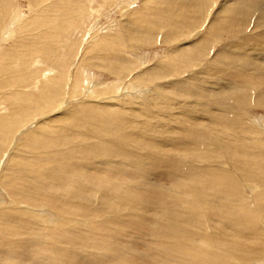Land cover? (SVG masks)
I'll return each mask as SVG.
<instances>
[{
    "label": "bare ground",
    "instance_id": "obj_1",
    "mask_svg": "<svg viewBox=\"0 0 264 264\" xmlns=\"http://www.w3.org/2000/svg\"><path fill=\"white\" fill-rule=\"evenodd\" d=\"M125 1L126 7L133 5L132 1ZM121 2L120 0L112 1L110 10ZM69 3H58L53 7L56 12L55 17L64 18V27L70 25L69 22H73L74 16L81 12V9L79 10L81 2ZM144 5L142 6L148 9L144 13H138L137 9L135 11L134 8L126 9V7L123 13L127 16L134 11L130 13L131 17L134 15L139 20V17L145 13L158 12L161 18L171 19L178 26L195 25L197 32V35H194L197 38L194 39L192 36L193 38L189 41L191 47L182 50V47L177 46L180 43L177 44L176 41L172 43L176 37L174 35L179 32L176 27L172 28L170 25L171 28L164 29L165 43H172L173 47L170 53L167 52L163 58L157 60L158 62L149 64L147 67L155 64L149 70L156 69L159 73L160 70H162L161 73L168 70L167 74L177 72L182 62L187 59L190 61L189 58L194 56L195 52L200 55L202 52L210 51L208 46L218 43L221 32L225 30L247 38L246 44L228 43L227 51H234L237 55L232 58H236L238 62L234 63V66L231 64L233 68L230 67L231 71L228 70L225 75L227 84L224 88L216 89L215 93L210 88L206 89L211 92V97L215 98L212 104L201 105L205 99H210L197 91L193 95L194 101L191 102L192 109L183 106L182 102L181 106L177 105L178 108L185 107L181 109L178 116L175 115L179 118L177 123H168L169 121L162 123L160 119L150 116L147 110H144L146 107L135 109L136 106L131 105L133 109L125 110L121 107L115 110L114 107H103L98 103V105H92L93 102L86 101L81 106L69 110L66 108L65 113L62 111L60 118H52L47 122L44 120L47 128L32 127V138L27 145L29 150L26 151L24 148L26 151L24 154L21 150V154L17 152L18 154H15L13 158L9 157L8 162L6 161L8 163L6 170L0 174V190L3 189L7 197L0 194V264H264V188H260V185L264 186V138L258 133L259 128L257 132L251 128L250 130L242 128L243 125L239 126V121L232 118L233 116L230 117L232 112L226 110L222 104L220 105L221 99L217 98L218 94L232 97L238 91L243 97L247 85L254 84L259 85L261 89L263 87V91L258 92L255 105L264 102V96H262L264 92V0H145ZM9 7L8 0H0V37L5 34L4 26L8 19L11 18L8 26L15 24L16 17L21 12L16 8L10 13ZM9 13L11 16H8ZM201 20L203 22L200 23ZM133 24L137 25L138 21ZM136 25L124 24L123 27L129 33L128 39L131 44V46L128 45L129 48L139 51L141 46L148 43V38H144L143 35L144 39H141L139 34L143 32L140 30L152 28L150 25L140 24L144 28L139 29L140 26ZM8 26L6 33L10 35L11 29ZM135 26L137 29L134 30ZM53 27L40 28L38 33L32 34L29 39L22 41L19 45L14 44L8 49L0 50V91L4 90V93L5 91L8 93L0 94V99L7 101L10 100L9 96L19 98L16 89L7 88L12 84L16 85L13 87L16 88L23 84L20 83L21 79L28 78L29 70L26 65L32 55H42L44 60L51 58L55 43L52 45L50 41H55L57 35H60L58 28L53 29ZM33 28L34 25L30 27V30ZM47 30L53 33L47 35ZM22 31L21 33L24 32ZM174 31H176L175 34ZM108 35L111 36V34ZM70 36H72L71 33ZM110 36L101 38L100 43L94 45L95 52L92 49V51L84 50V47L82 57L87 56V61L82 59L78 61V66L74 64L75 73L73 76L69 75L72 77L73 86L70 85L71 91L67 93L71 96L76 91L77 83L84 78L87 79V87L90 90L95 81L98 88L109 89L114 93L111 91L112 87L110 89L112 83L106 84L102 73L95 72V75L94 71H90L91 67L110 72L119 78L118 80L115 78L119 81L118 84L130 90L137 89V85L133 84L134 81L141 86L147 82L149 85V81L153 78L150 76L151 73L146 71L132 76L133 74L128 73L127 67L120 64L125 60L118 58L120 50H118L117 39H114V46L109 44ZM31 45L34 48L28 51L27 47ZM60 46L62 48V45ZM144 49L142 48L141 51L144 52ZM235 49L241 51H235ZM136 51L132 55H136L135 57L140 61L138 66L148 64ZM226 57L229 59L228 55ZM130 58L132 60V57ZM85 63H89V66ZM62 65L66 68L70 67L71 63L67 61ZM19 68L20 71L16 72ZM31 68L34 67L31 65ZM54 71L57 73L58 70ZM180 74L181 72L178 73ZM61 75L62 71L58 73L60 81L64 78V75ZM107 79L108 82L114 81L110 76H106ZM183 81L187 83L189 80ZM55 83L58 88L62 86V83ZM169 86L163 91L169 89ZM175 88L174 85L170 93L176 96L173 100L175 104H178L181 99L183 100L182 94H190V91L185 86H181L180 89ZM95 91H91V97L97 94ZM32 97V100L38 101L37 97ZM47 98L49 102L55 100L50 90ZM64 98L63 96V100ZM47 100L43 101L46 103ZM9 104H12L11 100ZM129 105L130 102L123 103L122 106L129 107ZM34 106L40 108L39 102L30 106L31 109ZM43 106L46 107V104ZM157 106V108L160 107ZM166 106L169 109H175L174 105ZM6 107H4L6 111H0V141L4 139L3 136L6 139L11 135L9 128L12 124L8 125V122L13 108L11 110V106ZM26 107L27 105L24 104L18 105L14 107V110L17 113H23L22 109ZM162 108L166 109L165 104ZM162 108L160 107V110ZM46 109L48 108H45V111ZM197 110H201L198 115L195 114ZM200 113L203 115L200 116ZM223 113H225L224 118ZM181 114L189 121L188 126L183 125ZM59 119L61 120L58 121ZM222 120L227 121L226 127H223L225 124L220 125ZM223 130H225L224 136ZM29 131L25 134H29ZM230 132L233 135L229 134ZM219 133L225 140L222 141L219 138ZM2 143L3 140L0 145ZM220 146L225 150L220 151ZM231 162L236 166H232ZM224 166L233 171L225 170ZM9 175L12 178L9 181L4 180V178L8 179ZM17 176L19 179L16 178ZM29 180H31L30 184ZM245 191L252 194L246 195Z\"/></svg>",
    "mask_w": 264,
    "mask_h": 264
},
{
    "label": "rangeland",
    "instance_id": "obj_2",
    "mask_svg": "<svg viewBox=\"0 0 264 264\" xmlns=\"http://www.w3.org/2000/svg\"><path fill=\"white\" fill-rule=\"evenodd\" d=\"M9 1V5H10V7H9V12L10 13H12L13 12V10H16V8H18L19 9V12H20V14H19V16H17L16 17V19H17V22L15 23V24H11L10 26H8L9 25V22H10V19L11 18H9L8 19V21L6 22V24H5V26H4V29H5V34L4 35H2L3 36V38H2V36L0 37V50L1 49H8V48H10V47H12L14 44H18L19 45V43H21L22 41H26V39H29L30 37H31V35L32 34H34V33H38V31H40V28H46V27H49V26H51V27H53V29L55 28V27H57L58 28V34H60L59 36L57 35V37H56V39H55V41H50V42H52V45H53V43H55V45H54V53L52 54V55H50L51 56V58H49V59H45L44 60V57L42 56V55H32L31 57L33 58V61H31L32 60V58L30 57V59L28 60V63H27V67H28V69L27 70H29L28 71V73H27V75H28V78L26 79H21V82L20 83H23V84H20V85H18L16 88H13V87H15L16 85H14V84H12V85H10L7 89H9V90H13V89H16L17 90V96L19 97V98H17V97H13V96H9V99L11 100V105L9 104L10 103V100H7V101H5V100H3V98L2 99H0V111L1 112H3V110L4 111H6V109L4 108V107H6V106H11V110H12V108H13V111H12V113H10L9 114V117H10V123L8 122V125H11L12 124V126H10V128H9V134H11V135H9V137L8 138H6L5 139V136H3V138L4 139H2L3 140V143L0 145L1 146V149H3L2 151L0 150V174H1V172H4L5 170H6V166H7V162H8V160H9V157H11V158H13L14 156H15V154L17 155L18 153H20L21 154V150L22 151H24L25 149H26V151H28L29 150V148H28V142L29 141H31V138H32V135L31 134H33V129H32V127L33 128H36V127H43V126H45L46 125V122H47V120H50V119H52V118H60L61 116V114H62V111H63V113H65V111H66V108H68L67 110H69L70 108H73V107H76V106H81L82 104H84V103H86V101H88V102H93L92 103V105H100V106H103V107H105V106H107V107H111V108H113V109H115L116 110V108L118 109V108H124L125 110H128L129 108H131V109H133V106H136V108L135 109H139V108H142V109H144L145 107V111L146 112H148L149 114H150V116H154V117H156L157 119H160L161 120V122L162 123H165L166 121H169L168 123H177L178 122V120H179V118L178 117H175V115H179V112L181 111V109L183 110L185 107H188V109H192V106H191V102L192 101H194V93H197V91L199 92V93H203L204 95H206V96H208V98L210 99V100H204L202 103H201V105H203V103L204 104H212L213 102H214V100H215V98H214V96L213 97H211V92H209V91H207L206 89H211V91L212 92H214L215 93V91H217L219 88H224L225 86L224 85H226L227 84V79H225V75L227 74V72H228V70L230 69V67H231V69L233 68V64L234 63H237L238 61H237V59L236 58H232L233 56H236L237 54L236 53H234V51H232V50H230V51H227V46H228V43L230 44L231 42H240V44H246V43H248L247 42V38L245 39V38H243V36L242 35H240V34H237V33H232V32H228V31H224L223 33L221 32V34H220V38H219V41H218V43H212V45L210 44L208 47H210V51H205L204 53L202 52V53H200V55H198V53L196 54V52L194 53V56H192L191 58H189V59H191L190 61L187 59V61L186 60H184L183 62H182V64H181V67H179V70L177 71V72H174V73H172V74H169V72H168V74L170 75H168L167 74V71L168 70H166V72H162L161 73V71L162 70H160V73L158 72V71H156V69H151V70H149V68H153L152 66H155V64L154 65H152L151 67L149 66V67H147L149 64H153V62L155 61V62H158L157 60H159V59H161V58H163V56L167 53V52H169L170 51V49L173 47V44L172 43H174V41H176L175 43H180V44H176L177 46H180V47H182V50H184L186 47H191V46H189V44L191 43V42H189L193 37H194V35H197L196 33V27H195V25H187V24H185V25H182V26H178L177 24H175V22H173V20H171V19H168L167 20V18H161V16L158 14V12H156L155 14L154 13H150V14H148V13H145L143 16H141V17H139V20L134 16V15H132V17H131V14L134 12H130L127 16H125L124 15V11H126L125 10V7H126V5H127V3H125L124 4V2H126L125 0H120V2L121 3H119L117 6L116 5H114V8H112L111 10H110V6H112V1H114V0H8ZM51 1V2H50ZM61 1V2H60ZM88 1V2H87ZM109 1V2H108ZM128 1V0H127ZM129 1H132V3H133V5L132 4H130V7H126V9L127 8H131V9H135V11H136V9H137V11L136 12H138V13H144V12H146L148 9H145L144 7H145V5H144V1L143 0H129ZM43 2V3H42ZM69 2H81V8H79V10L81 9V12L83 11V13H81L80 11H79V14L75 17L74 16V19H73V22H69L70 23V25H68V26H66V27H64V18L62 17V16H59V18H58V16H56L55 17V15H56V12H54V9H53V7H54V5H56V4H58V3H61V4H70ZM83 2V3H82ZM106 2V3H105ZM95 3V4H94ZM72 4H74V3H72ZM40 5H41V7H40ZM100 5V6H99ZM132 5V6H131ZM142 5H144V7L142 6ZM39 6V7H38ZM44 6V7H43ZM38 7V8H37ZM49 7V8H48ZM51 7V8H50ZM33 8V9H32ZM42 8V9H41ZM124 8V9H123ZM141 8V9H140ZM8 9V8H7ZM144 10V11H143ZM95 12V13H94ZM10 13L8 14V16L10 15ZM36 13V14H35ZM44 13H46V14H44ZM29 14V15H28ZM35 14V15H34ZM122 14V15H121ZM127 14V13H126ZM148 14V15H147ZM151 14H152V16H151ZM22 15V16H21ZM108 15V16H107ZM130 15V16H129ZM145 15H147V16H145ZM157 15V16H156ZM11 16V15H10ZM32 16V17H31ZM37 16V17H36ZM53 16V17H52ZM151 16V17H150ZM157 18H156V17ZM30 17V18H29ZM44 18V19H43ZM47 18V19H46ZM57 18V19H56ZM130 18H131V20H130ZM128 19V20H127ZM146 19V20H145ZM150 19V20H149ZM162 19V20H161ZM164 19V20H163ZM166 19V20H165ZM28 20H30V21H28ZM36 20V21H35ZM44 20V21H43ZM149 20V21H148ZM155 20V21H154ZM37 21H39V22H37ZM48 21V22H47ZM53 21V22H52ZM128 21V23H126ZM131 21H133V22H131ZM137 22L138 21V24L136 25V24H133V23H135V22ZM42 22V23H41ZM147 22V23H146ZM166 22V23H165ZM200 23L201 22H203V20H201V21H199ZM23 23V24H22ZM25 23V24H24ZM32 23V24H31ZM44 23V24H43ZM55 23H56V25H55ZM63 23V24H62ZM74 25H73V24ZM81 23V24H80ZM113 23V24H112ZM132 24V25H136L137 27H139L140 26V24H143V25H147V26H149L150 25V28H152V29H148V30H145V28L144 27H142V26H140L139 27V29H141V28H144V31L143 30H140L141 32H143V33H141L139 30H138V32L139 33H141V34H139L140 36H138V38H141V39H144V38H148V43L147 44H145L143 47L141 46L140 48V50L139 51H136L137 49H132V48H129V46L128 45H130L131 46V44L129 43L130 42V40L128 39V32L124 29V24H128V25H130V24ZM140 23V24H139ZM146 23V24H145ZM21 24H22V26H21ZM28 24V25H27ZM121 24V25H120ZM28 26V28H27V26ZM31 25V26H30ZM34 25V28L33 29H31L30 30V27H32ZM39 25H41V26H39ZM49 25V26H48ZM72 25V26H71ZM81 25V26H80ZM172 26V28H174V27H176V29L179 31V32H177L176 33V31H174V36H176L175 37V39L173 40V42L172 43H165V37H166V31L164 30V29H169V28H171V26ZM9 27L10 29H11V32H9L10 33V35L8 34V33H6V27ZM23 26H24V28H23ZM30 26V27H29ZM77 26V27H76ZM93 26V27H92ZM112 26V27H111ZM135 26V27H136ZM157 26V27H156ZM160 26V27H159ZM169 26V27H168ZM38 27V28H37ZM71 27V28H70ZM130 27V26H129ZM132 27H134V26H132ZM137 27L136 28H134V30L135 29H137ZM155 27V28H154ZM195 27V28H194ZM16 28V29H15ZM26 28H27V30H26ZM64 28V29H63ZM66 28V29H65ZM94 28V29H93ZM182 28H184V29H182ZM20 29H21V31L23 32V33H21V31H20ZM25 29V30H24ZM62 29V30H61ZM193 29V30H192ZM72 31V32H69V31ZM133 30V32H136V31H134ZM17 31V32H16ZM20 31V32H19ZM28 31V32H27ZM48 32H46V34L47 35H50V33H53V32H50L49 30H47ZM118 32V33H116V32ZM151 31V32H150ZM193 33H192V32ZM62 32H64V34L62 33ZM68 32V33H67ZM73 32H74V34H73ZM111 32V33H110ZM112 32H113V35H112ZM115 32V33H114ZM49 33V34H48ZM70 33H71V35L72 36H70ZM106 33V34H105ZM124 33V34H123ZM183 33H185L184 35H182ZM199 33V32H198ZM12 34V35H11ZM28 34V35H27ZM91 34V35H90ZM108 34H111V36H113V37H115V38H113V37H111L110 35H108ZM145 34V35H144ZM187 34V35H186ZM193 34V35H192ZM144 36V38H143V36ZM225 35V36H224ZM227 35V36H226ZM28 38H27V37ZM63 36H64V38H63ZM107 36H110V40H109V44H111V45H113L114 46V39H117V44L119 45H117L118 46V50H120V52L118 53L119 55L118 56H120V57H118L119 59H124V60H121V61H124V62H126L125 64H124V62H121L120 64H122L123 65V67H127L126 69H128V73L130 74V75H132V76H136V75H138V74H142L143 72H146V71H148V73L150 74V76H152L153 78H152V80H153V82H152V80H150L149 81V85H148V82L147 83H143L142 84V86H141V84L140 83H136L135 81L133 82V84L135 85H137V89H132V90H130V88L128 89V88H126L124 85H121L120 83L118 84V82L119 81H117L119 78L118 77H116L115 75H113V74H111L110 72H106L105 70H100V69H95V68H90V71L92 70V72L93 73H102V75L104 76V80H105V82H106V84H111L110 85V89H111V87H112V90L111 91H113L114 93H112V92H110V90L109 89H102V87L101 88H98V85L95 83V81H94V83H93V85L94 84H96V85H94V87H93V85H91V90H90V88H88L87 87V79H83L82 81H80V83H77V87H76V91H74L75 93L71 96L70 95V93H67V92H69V91H71V86L70 85H72L73 86V83L71 84V82H72V77H69V75L70 76H73L74 74L73 73H75V70H76V67H75V70H73L74 69V64H77L76 66H78V63L80 62V61H82V59L83 60H85V61H87V56L84 58V57H82L83 55V53L82 52H84V50H86V49H88V50H90V51H92V50H94L93 52H95L96 51V48H95V44H99L100 43V39L101 38H103V37H105V38H107ZM119 36V37H118ZM152 36H153V39H152ZM187 36H189V37H187ZM193 36V37H192ZM4 37H8V39H4ZM11 37V38H10ZM19 37V38H18ZM71 37V38H70ZM93 37V38H92ZM155 37V38H154ZM181 37H182V40H181ZM3 40H2V39ZM59 38V39H58ZM62 38V39H61ZM113 38V39H112ZM190 38V39H189ZM197 37H194V39H196ZM184 39V40H183ZM228 39V40H227ZM58 40V41H57ZM61 40V41H60ZM88 40V41H87ZM108 40V39H107ZM70 41V42H69ZM72 41V42H71ZM120 41V42H119ZM49 42V43H50ZM61 42V43H60ZM88 42V43H87ZM93 42V43H92ZM99 42V43H98ZM183 42V43H182ZM185 42V43H184ZM11 43H13V44H11ZM75 43H76V45H75ZM129 43V44H128ZM28 44H30V43H28ZM51 44V43H50ZM59 44V45H58ZM69 44H71V45H69ZM87 44V45H86ZM186 46H185V45ZM11 45V46H10ZM60 45H62V48H61V46ZM74 45V46H73ZM127 45V46H126ZM191 45V44H190ZM58 48H57V47ZM72 46V47H71ZM121 46H123V47H121ZM220 46V47H219ZM84 47H85V49H84ZM213 49H212V48ZM31 48L33 49L34 47L31 45V46H28L27 47V49H28V51L29 50H31ZM56 48V49H55ZM142 48H145L144 50V52H142L141 50H142ZM84 49V50H83ZM92 49V50H91ZM61 50V51H60ZM73 51V52H71V51ZM124 50H125V52H124ZM127 50V51H126ZM129 50V51H128ZM132 50H134V51H132ZM181 50V51H182ZM222 50V51H221ZM239 51H241L240 49H238ZM238 50H236L235 49V51H238ZM56 51V52H55ZM60 51V52H59ZM81 51V52H80ZM135 51H136V53L138 52V54H139V56H140V58L141 59H143V60H145L146 62H148V64H146L145 66H142V65H139L138 66V64L140 63V61L137 59V57H135V56H133L132 54H133V52L135 53ZM181 51H178V52H181ZM122 52H123V54H122ZM127 52H128V54H127ZM131 52V53H130ZM158 52V53H157ZM212 52H214V53H212ZM217 52V53H216ZM170 53V52H169ZM77 55V56H75V55ZM79 54V55H78ZM121 54V55H120ZM206 54V55H205ZM230 54V55H229ZM67 55V56H66ZM72 55H74L73 57H72ZM205 55V56H204ZM229 56V59L226 57V56ZM34 56V57H33ZM41 56V57H40ZM58 56V57H57ZM64 56V57H63ZM127 58H126V57ZM198 56H200V57H198ZM203 56V57H202ZM212 56H213V58H212ZM59 57H60V59H59ZM71 59H69V58ZM130 57H132V60H131V58ZM194 57V58H193ZM80 58V59H79ZM36 59V60H35ZM59 59V60H58ZM65 59V60H64ZM137 59V60H136ZM210 59V60H209ZM212 59V60H211ZM38 60V61H37ZM41 60V61H40ZM131 60V61H130ZM207 60H209V61H207ZM214 60V61H213ZM12 61H14V60H12ZM29 61H30V63H29ZM40 61V62H39ZM53 61V62H52ZM67 61H70V63H71V65H70V67H66L65 68V66H63L62 64L64 63V62H67ZM79 61V62H78ZM89 61H91V60H89ZM113 61V60H112ZM127 61H129V62H127ZM135 61V62H134ZM137 61V62H136ZM197 61V62H196ZM225 61V62H224ZM32 62V63H31ZM34 62V63H33ZM43 62V63H42ZM51 62V63H50ZM63 62V63H62ZM150 62V63H149ZM213 62V63H212ZM224 62V63H223ZM226 62H228V63H226ZM46 63V64H45ZM134 63V64H133ZM187 65H185V64ZM52 64H53V66H52ZM56 64V65H55ZM86 64V63H85ZM89 64V63H88ZM88 64H86L87 66H89ZM130 64H132V65H130ZM233 66H232V65ZM31 65H32V67H34L33 69L31 68ZM43 66V67H41V66ZM54 65H55V67H54ZM183 65V66H182ZM185 65V66H184ZM193 67H192V66ZM63 68H62V67ZM137 66V67H136ZM142 66V67H141ZM50 67V68H49ZM52 67V68H51ZM73 67V68H72ZM136 67V68H135ZM183 67H184V70H183ZM39 68H41V69H39ZM55 68V69H54ZM71 70H70V69ZM89 68V67H88ZM135 68V69H134ZM46 69V70H45ZM50 69V70H49ZM61 69V70H60ZM122 69H124V68H122ZM137 69V70H136ZM207 69V70H206ZM214 69H217V70H214ZM224 69V70H223ZM16 70V69H15ZM54 71V70H58L57 71V73L54 71V72H50V71ZM99 70H100V72H99ZM153 70H155L154 72H153ZM188 70V71H187ZM197 72H196V71ZM202 70V71H201ZM227 70V71H226ZM20 71V68L19 69H17L16 70V72H19ZM31 71V72H30ZM62 71V75H64L63 77L64 78H62L61 80L63 81H65V80H67V81H65V82H62V81H60L59 80V77L60 76H58V73L59 72H61ZM132 71V72H131ZM185 71V72H184ZM229 71H231V70H229ZM48 72H49V74H48ZM71 72V73H70ZM135 72V73H134ZM157 72V73H156ZM181 72V74L180 75H178V73H180ZM184 72V73H183ZM203 72V73H202ZM96 73H95V75H96ZM138 73V74H137ZM159 73V74H158ZM157 74V75H156ZM165 74V75H164ZM167 74V75H166ZM178 76H180V77H178ZM183 74V75H182ZM193 74V75H192ZM204 74V75H203ZM30 75V76H29ZM45 75V76H44ZM61 75V76H62ZM160 75V76H159ZM164 75V76H163ZM176 75V76H175ZM189 75V76H188ZM192 75V76H191ZM46 76H48V77H46ZM49 76H52V77H49ZM106 76H110L111 78L113 77V80L114 81H112L111 80V82H108V79L106 80ZM172 76V77H171ZM183 76V77H182ZM192 77V78H196L195 80L194 79H188V77ZM34 77V78H33ZM44 77V78H43ZM130 77V76H129ZM128 77V78H129ZM213 77V78H212ZM56 78H58V80L56 79ZM117 80H116V79ZM157 78H159V80L157 79ZM173 78H176V79H173ZM198 78V79H197ZM34 79V80H33ZM35 79H37V80H35ZM44 79V80H43ZM71 79V80H70ZM99 79H100V77H99ZM24 82H23V81ZM32 82H31V81ZM48 80H51V81H49L48 82ZM127 80V79H126ZM125 80V81H126ZM165 80H167V81H165ZM181 80V81H180ZM183 80H189L187 83H184V82H186V81H183ZM26 81V82H25ZM40 81V82H39ZM86 81V82H85ZM116 81V82H115ZM154 81H156V82H158V83H156V82H154ZM164 81V82H163ZM169 81H173V82H169ZM176 81H177V84H176ZM192 81V82H191ZM193 81H195V82H193ZM198 81V82H197ZM199 81H201V83L199 82ZM38 82V83H37ZM45 82H47V84L45 83ZM55 82H59L58 84H61L62 86H59V88H58V85H56V83ZM121 82V81H120ZM230 82V81H229ZM30 83V84H29ZM35 83V84H34ZM37 83V84H36ZM44 83H45V85H44ZM54 83H55V85H54ZM66 83V84H65ZM166 83H168V84H166ZM64 84V85H63ZM69 84V85H68ZM81 84V85H80ZM154 84V85H153ZM156 84V85H155ZM169 84H170V86H169ZM248 84V83H247ZM39 85V86H38ZM49 85H51V86H49ZM54 87H53V86ZM115 85V86H114ZM169 86V89H167V90H165V91H163L165 88H168V86ZM174 85H175V87L177 88H181V86H185V87H187L188 89H189V91H190V94H187V93H183L182 94V98H183V100L181 99V101L180 102H178V104H175L174 103V98L176 97L174 94H172V93H170L171 92V90H172V88L174 87ZM200 85H201V87H200ZM23 88H22V87ZM64 86H66V87H64ZM67 86H69V87H67ZM86 86V87H85ZM107 86H109V85H107ZM118 86V87H117ZM155 88H154V87ZM189 86V87H188ZM205 86V87H204ZM25 87V88H24ZM47 88V89H44V88ZM49 87H50V89H49ZM64 87V88H63ZM96 87V88H95ZM113 87H114V89H113ZM122 87V88H121ZM140 87V88H139ZM191 87V88H190ZM259 85H247V87H246V91H244L245 92V95L242 97L241 95V92H236L234 95H232V97H228L226 94H224L223 96H219V94L217 95V98L219 99H221V101L220 100H218V101H220L219 102V104L221 105H223L225 108H226V110L228 109V110H230L232 113V115L230 116V117H232V118H236V120L237 121H239V126H242L243 125V127L242 128H248L249 130H250V128L252 129V130H255V131H257L258 132V128H259V134L260 135H262L263 136V138H264V119H263V117H264V102H262L263 104H259V105H255L256 104V99H257V97H258V92H260V91H263L262 89H263V87H262V89H261V87H259ZM41 88H42V90H41ZM51 88H52V91H51ZM56 88H58V89H56ZM66 88V89H65ZM69 88H70V90H69ZM82 88V89H81ZM94 88H95V90L97 91H95L94 90ZM115 88H116V91H115ZM117 88L119 89V90H117ZM153 88V89H152ZM175 88V89H176ZM205 88V89H204ZM248 88V89H247ZM7 89H5V90H7ZM56 89V90H55ZM64 89V90H63ZM83 89H84V91H83ZM89 89V90H88ZM150 89H152V90H150ZM155 89V90H154ZM174 89V90H175ZM217 89V90H216ZM19 90V91H18ZM49 90H50V92L52 93V96L54 97V99L55 100H53L52 102H49L50 100L47 98V95H48V93H49ZM61 90H63V91H61ZM108 90H109V92H108ZM228 90V89H227ZM230 90V89H229ZM20 91H22V92H20ZM41 91V92H40ZM57 91V92H56ZM91 91H95L97 94H93L92 95V97H91V95H90V93H91ZM155 91H156V93H155ZM158 91H159V93H158ZM160 91H163V92H160ZM195 91V92H194ZM37 94H35V93ZM59 92H61L60 94H59ZM86 92V93H85ZM107 92V93H106ZM119 92V93H118ZM140 92V93H139ZM147 92V93H146ZM5 93L6 94H8L6 91H5ZM4 93V90H2V92L0 91V94H2V95H4L5 94ZM46 95H45V94ZM77 93V94H76ZM89 93V94H88ZM109 93V94H108ZM112 93V94H111ZM144 93H145V95H144ZM148 93H150V94H148ZM252 93V94H251ZM263 93V95L262 96H264V92H262ZM5 94V95H6ZM33 96H31V95ZM62 94V95H61ZM83 94H86V95H83ZM108 94V95H107ZM138 94V95H137ZM142 94V95H141ZM153 94H154V96H153ZM157 94V95H156ZM69 95V96H68ZM147 95H150V96H147ZM163 95V96H162ZM171 95H172V97H171ZM254 95V96H253ZM22 96V97H21ZM41 97V98H39V97ZM63 96L65 97L64 98V100H63ZM74 96V97H73ZM106 96V97H105ZM112 96V97H111ZM114 96V97H113ZM142 96V97H141ZM143 96H145L146 98H144ZM156 96H158V97H156ZM175 96V97H174ZM235 96V98H233ZM31 97L32 98H36L37 97V102H35L34 100H32L31 99ZM77 97V98H76ZM86 97H88V98H86ZM228 97V98H227ZM48 100H47V99ZM60 98V99H59ZM79 98V99H78ZM86 98V99H85ZM90 98H92V99H90ZM100 100H98V99ZM113 98V99H112ZM123 100H122V99ZM136 98V99H135ZM146 100H144V99ZM168 100H166V99ZM212 98V99H211ZM223 98V99H222ZM56 99H57V101H56ZM124 99H126V100H124ZM139 99H141V100H139ZM143 99V100H142ZM156 99V100H155ZM163 99V100H162ZM235 99V101H233V100ZM240 99V100H239ZM243 99V100H242ZM32 100V101H31ZM45 100H47L46 101V103L44 102ZM59 100V101H58ZM61 100H63V102L61 101ZM66 100V101H65ZM72 100V101H71ZM90 100V101H89ZM135 100V101H134ZM151 100V101H150ZM30 101V102H29ZM42 101V102H41ZM65 101V102H64ZM125 101V102H124ZM138 101H140V102H138ZM145 101V102H144ZM158 101V102H157ZM164 101V102H163ZM177 101V100H176ZM230 103H229V102ZM238 101V102H237ZM254 101H255V103H254ZM17 102V103H16ZM34 102H35V104H37L38 102H39V104H40V108H35V106H34V108L32 107V109H31V107L30 106H33V105H35L34 104ZM41 102V103H40ZM49 102V103H48ZM59 102V103H58ZM76 102V103H75ZM120 104H119V103ZM129 102H130V105H129V107L128 106H122L123 105V103H125V104H129ZM147 102V103H146ZM155 102V103H154ZM182 102V103H181ZM233 102V103H232ZM234 102L236 103V104H234ZM244 102V103H243ZM62 103V104H61ZM67 103H69V104H67ZM98 103V104H97ZM114 103V104H113ZM131 103H133V104H131ZM147 105H146V104ZM153 103V104H152ZM180 103L183 105V106H185V107H183V108H178L177 107V105L178 106H181L180 105ZM225 103H226V105H225ZM250 103V104H249ZM9 104V105H8ZM27 105V107L26 108H24V109H22V111H23V113H17V111L16 110H14V107L15 106H20V105ZM43 104H46V107H44L43 106ZM47 104H50L49 106L47 105ZM53 104V105H52ZM55 104H57V105H55ZM105 104V105H104ZM153 105V107H152V105ZM162 104V105H161ZM164 104H165V108L166 109H164V108H162V107H164ZM169 104H171L175 109H169V108H167V106L166 105H169ZM232 104H234V105H232ZM247 104H249V106L247 105ZM5 105V106H4ZM63 105V106H62ZM91 105V104H90ZM120 107H119V106ZM131 105H133L132 107H130ZM157 105H161L160 107L162 108L161 110H160V107L159 108H157L158 106ZM230 105V106H229ZM245 105V107H243V106ZM53 106H56L57 107V109H56V107H53ZM60 106V107H59ZM141 106V107H140ZM148 106V107H147ZM150 106V107H149ZM65 107V108H64ZM153 109H152V108ZM228 107H230V108H228ZM232 107V108H231ZM234 107V108H233ZM261 107V108H260ZM7 108V107H6ZM29 108V109H28ZM42 108H44V110L42 109ZM45 108H48V109H46L47 111H45ZM50 108V109H49ZM61 108L63 109V110H61ZM240 108V109H239ZM33 109H35V110H33ZM53 109V110H52ZM232 109V110H231ZM245 109V110H244ZM246 109H248V111L246 110ZM8 110V109H7ZM30 110V111H29ZM37 110V111H36ZM153 110H154V113H153ZM158 110V112H156V111ZM233 110H235L237 113L235 114V111H233ZM242 110H244L243 112H242ZM251 110H252V112H251ZM31 111H32V113H31ZM165 111V112H164ZM255 111V112H254ZM38 114H37V113ZM49 112H51V113H49ZM199 112H201V110H197L196 111V115H198V113ZM247 112V113H246ZM250 112V113H249ZM34 113H35V115H34ZM46 113V114H45ZM56 113V114H55ZM153 113V114H152ZM235 115H234V114ZM254 115H253V114ZM12 114V115H11ZM43 115V117H41L42 115ZM225 113H223L222 114V116H223V118L225 117V115H224ZM46 115H48L47 117H45ZM59 115V116H58ZM166 115V116H165ZM168 115V116H167ZM203 115V113H200V116H202ZM245 115V116H244ZM251 115H253V116H251ZM249 117H250V119H249ZM260 117V118H259ZM12 118V119H11ZM39 118V119H38ZM170 118V119H169ZM173 118H175V120L173 119ZM181 121L183 122V125L184 126H188L189 125V121L187 120V119H185L184 118V116H183V114H181ZM248 118V119H247ZM255 118H256V120H255ZM262 118V119H261ZM247 119V120H246ZM33 120V121H32ZM44 120L46 121V122H44ZM61 119H59L58 121H60ZM23 121H25V122H23ZM250 121H251V123H250ZM28 122V123H27ZM30 122V123H29ZM257 123V125H256V123ZM28 124V125H26V124ZM222 123V124H221ZM6 124H7V122H6ZM24 124V125H23ZM41 124H42V126H41ZM225 124V125H224ZM27 127H26V126ZM32 125V126H31ZM220 125H224L223 127H226V125H227V121H225V120H222L221 122H220ZM259 125H260V127H259ZM16 126V127H15ZM25 126V127H24ZM258 126V127H257ZM30 127V128H29ZM44 128V127H43ZM45 128H47L46 126H45ZM241 128V127H240ZM231 129V128H230ZM236 129V128H235ZM13 130V131H12ZM30 130V131H29ZM232 130V129H231ZM261 130H263V132L261 131ZM12 131V132H11ZM29 131V134L28 133H26L25 134V132H28ZM224 131L225 130H223L222 131V134L224 133ZM243 131V130H242ZM248 132H250V131H248ZM261 132V133H260ZM251 133V132H250ZM28 134V135H27ZM229 134H231V135H233V133L232 132H230ZM249 134V133H248ZM25 135V136H24ZM219 138L223 141V140H225L224 139V134H223V136L221 135V133H219ZM26 137V138H24V137ZM28 136V137H27ZM21 139H20V138ZM235 137V136H234ZM19 138V139H18ZM18 139V140H17ZM1 140V141H2ZM16 140H17V142H16ZM26 140V141H25ZM71 140H73V139H71ZM0 141V142H1ZM6 143V144H5ZM27 143V144H26ZM23 146V147H22ZM27 148H26V147ZM223 146V145H222ZM14 147V148H13ZM221 147V146H220ZM21 148V149H20ZM25 148V149H24ZM222 149H224L225 150V148L224 147H221V150L220 151H222ZM219 150V149H218ZM26 151H24L22 154H24ZM14 152V154H12ZM18 152V153H17ZM11 155H13V156H11ZM18 156H20V155H18ZM21 158V157H20ZM24 158H26V157H24ZM2 159V160H1ZM8 159V160H7ZM28 159V161L30 162V159L29 158H27ZM7 161V162H6ZM231 164H232V166H236L234 163H232L231 162ZM4 166V167H3ZM2 168V169H1ZM224 169L225 170H227V171H230V172H232L233 170H230L229 168H227L226 166H224ZM10 173V175L12 174L11 172H8V174ZM10 175H9V177H10ZM8 176V175H7ZM8 177V179L7 178H4V180L6 179V180H10L12 177H10L9 178ZM1 178V177H0ZM17 179H19L18 178V176L16 177ZM22 182H24V181H22ZM31 183V180H29V184ZM244 184V183H243ZM247 184V183H246ZM35 185L36 186H38V184L37 183H35ZM260 188H264V186H261L260 185ZM0 194H1V196H3L4 195V192H3V189H1L0 190ZM245 194L246 195H250V194H252V192L251 193H249V191H245ZM6 195V194H5ZM4 195V196H5ZM5 198H7L6 196H5ZM87 221V220H86ZM84 223V222H83ZM264 227V226H263Z\"/></svg>",
    "mask_w": 264,
    "mask_h": 264
}]
</instances>
